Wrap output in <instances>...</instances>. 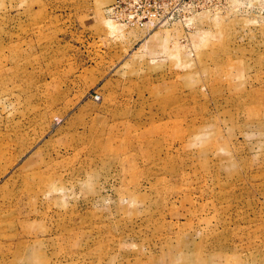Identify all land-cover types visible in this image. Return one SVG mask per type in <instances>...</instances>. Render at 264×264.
<instances>
[{
	"label": "rangeland",
	"instance_id": "obj_1",
	"mask_svg": "<svg viewBox=\"0 0 264 264\" xmlns=\"http://www.w3.org/2000/svg\"><path fill=\"white\" fill-rule=\"evenodd\" d=\"M0 264H264V0H0Z\"/></svg>",
	"mask_w": 264,
	"mask_h": 264
}]
</instances>
